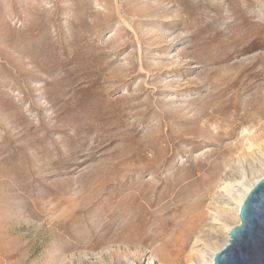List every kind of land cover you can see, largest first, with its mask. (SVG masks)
Returning <instances> with one entry per match:
<instances>
[{"label": "rangeland", "instance_id": "rangeland-1", "mask_svg": "<svg viewBox=\"0 0 264 264\" xmlns=\"http://www.w3.org/2000/svg\"><path fill=\"white\" fill-rule=\"evenodd\" d=\"M262 173L264 0H0V264H188Z\"/></svg>", "mask_w": 264, "mask_h": 264}, {"label": "water", "instance_id": "water-1", "mask_svg": "<svg viewBox=\"0 0 264 264\" xmlns=\"http://www.w3.org/2000/svg\"><path fill=\"white\" fill-rule=\"evenodd\" d=\"M238 216L211 264H264V175L244 197Z\"/></svg>", "mask_w": 264, "mask_h": 264}, {"label": "bare ground", "instance_id": "bare-ground-1", "mask_svg": "<svg viewBox=\"0 0 264 264\" xmlns=\"http://www.w3.org/2000/svg\"><path fill=\"white\" fill-rule=\"evenodd\" d=\"M263 175L264 173L254 178H251V180L248 179V181H244L242 179L241 181H237L234 184L227 182L221 187L220 191L224 193H220L219 198L220 197L222 198V200L220 201L221 203L220 207L222 208L223 214L215 215L212 218V223L218 224V228L221 231L226 233V238L218 246L212 247L209 245V241H203V239L200 238V236L202 237L205 234L197 235L191 247L192 252L189 255L190 260L188 264H211L212 263L215 252L218 251L221 247H223L227 243L229 239V231L233 227V225L227 221L226 216L230 214L236 219L237 222L240 221L239 216H238L239 207L244 197L251 189V187ZM200 231L203 232L204 230L201 229ZM210 239H212V235L210 236ZM199 245H201V247H198ZM148 264H163V263H161L159 260L155 259L154 257H149Z\"/></svg>", "mask_w": 264, "mask_h": 264}]
</instances>
